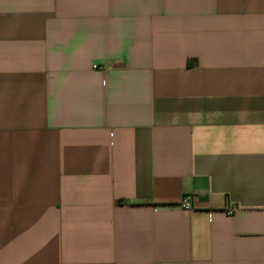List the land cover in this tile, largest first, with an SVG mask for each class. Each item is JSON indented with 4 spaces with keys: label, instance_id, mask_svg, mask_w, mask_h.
Here are the masks:
<instances>
[{
    "label": "crops",
    "instance_id": "0c3cea01",
    "mask_svg": "<svg viewBox=\"0 0 264 264\" xmlns=\"http://www.w3.org/2000/svg\"><path fill=\"white\" fill-rule=\"evenodd\" d=\"M0 264H264V0H0Z\"/></svg>",
    "mask_w": 264,
    "mask_h": 264
},
{
    "label": "built area",
    "instance_id": "2783aa9c",
    "mask_svg": "<svg viewBox=\"0 0 264 264\" xmlns=\"http://www.w3.org/2000/svg\"><path fill=\"white\" fill-rule=\"evenodd\" d=\"M181 207L186 211H192L199 208L198 206V195L196 194H185L180 202ZM238 209L236 206L228 208V213L233 214Z\"/></svg>",
    "mask_w": 264,
    "mask_h": 264
}]
</instances>
